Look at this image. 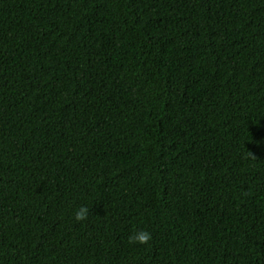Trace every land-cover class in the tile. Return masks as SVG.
Wrapping results in <instances>:
<instances>
[{
  "label": "trees",
  "instance_id": "trees-1",
  "mask_svg": "<svg viewBox=\"0 0 264 264\" xmlns=\"http://www.w3.org/2000/svg\"><path fill=\"white\" fill-rule=\"evenodd\" d=\"M0 264H264V0H0Z\"/></svg>",
  "mask_w": 264,
  "mask_h": 264
},
{
  "label": "clouds",
  "instance_id": "clouds-1",
  "mask_svg": "<svg viewBox=\"0 0 264 264\" xmlns=\"http://www.w3.org/2000/svg\"><path fill=\"white\" fill-rule=\"evenodd\" d=\"M87 209L84 207L79 208L78 210H75L74 216L76 220H82L86 217ZM150 234L146 231H138L129 236V243H138L142 244L149 240Z\"/></svg>",
  "mask_w": 264,
  "mask_h": 264
}]
</instances>
